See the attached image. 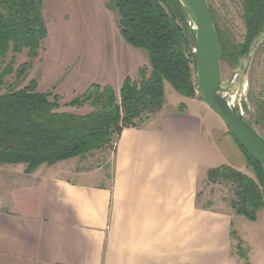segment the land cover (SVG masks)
<instances>
[{
  "label": "crops",
  "instance_id": "0c3cea01",
  "mask_svg": "<svg viewBox=\"0 0 264 264\" xmlns=\"http://www.w3.org/2000/svg\"><path fill=\"white\" fill-rule=\"evenodd\" d=\"M200 100L124 128L110 183L62 161L0 165V264H232L239 214L201 206L199 185L211 168L242 170L246 154Z\"/></svg>",
  "mask_w": 264,
  "mask_h": 264
},
{
  "label": "trees",
  "instance_id": "16d2710c",
  "mask_svg": "<svg viewBox=\"0 0 264 264\" xmlns=\"http://www.w3.org/2000/svg\"><path fill=\"white\" fill-rule=\"evenodd\" d=\"M114 4L121 35L127 43L148 53L151 71L144 66L139 69V80L125 77L120 96L110 84L92 83L65 104L91 107L79 114L60 111L61 96L53 91H39L36 79L21 88L4 91L5 79L14 68L4 66L0 59V165L24 164L25 172L31 173L43 163L54 164L111 147L124 128L144 123L163 108L165 82L185 96L197 95L194 41L179 0H114ZM241 4L247 39L237 47L209 7L222 61L238 63L264 26V0H241ZM47 34L43 0H0V53L29 50L26 67L17 70L19 78L26 75ZM253 101L254 123L264 129V93ZM244 109H248L246 103ZM240 147L248 165L254 168L255 179L226 164L209 169L207 174L210 179L220 176L233 183L232 207L238 214L256 220L259 210H264V166Z\"/></svg>",
  "mask_w": 264,
  "mask_h": 264
},
{
  "label": "rangeland",
  "instance_id": "374dc122",
  "mask_svg": "<svg viewBox=\"0 0 264 264\" xmlns=\"http://www.w3.org/2000/svg\"><path fill=\"white\" fill-rule=\"evenodd\" d=\"M208 4L218 25L227 32L233 46L244 44L247 39V29L243 20L241 0H208ZM43 15L48 34L39 49L38 56L32 59L30 68H27L25 76L19 78L17 70L30 60L27 48L19 53L11 49L5 54L0 53L3 65L14 68V72L5 79L4 91L9 87L21 88L32 79H36L39 91H53L61 96L60 111L83 114L90 111L91 107L88 105L74 107L65 104L82 94L92 83L110 84L120 96V87L125 77L130 76L133 80H139V69L144 66L148 67V72L151 71L148 53L127 43L121 35L114 0H43ZM237 64L222 61L224 80L231 76ZM164 89L165 102L170 107L176 106V101H184L191 97L177 92L169 82H165ZM263 93L264 43L257 48L244 82L234 96L235 104L252 122L256 114L253 98L262 97ZM196 94L195 98L200 99L198 91ZM200 101L203 103L202 114L206 118L225 125L217 113L202 99ZM244 103L248 106L247 110L244 109ZM256 127L264 134V129L258 124ZM114 150L115 143L107 149L62 160L59 165L70 167L75 164L76 170L98 169L103 172L100 182L110 183ZM220 163L221 161H218L217 165ZM239 171L256 178L254 168L248 163ZM65 172L69 173L68 170ZM68 175L79 180L89 178L93 181L98 180L95 175L91 177L74 173ZM234 197L235 185L220 176L210 179L206 174L200 179L198 201L201 206L238 214L230 203ZM231 263L264 264L263 209L259 210L256 220H250L240 214L234 218Z\"/></svg>",
  "mask_w": 264,
  "mask_h": 264
},
{
  "label": "water",
  "instance_id": "95a60500",
  "mask_svg": "<svg viewBox=\"0 0 264 264\" xmlns=\"http://www.w3.org/2000/svg\"><path fill=\"white\" fill-rule=\"evenodd\" d=\"M191 24L194 76L200 98L224 121L243 149L264 166V134L234 102L258 46L264 41V26L251 40L231 76L224 80L218 33L208 0H179ZM176 18V16H175Z\"/></svg>",
  "mask_w": 264,
  "mask_h": 264
},
{
  "label": "built area",
  "instance_id": "2783aa9c",
  "mask_svg": "<svg viewBox=\"0 0 264 264\" xmlns=\"http://www.w3.org/2000/svg\"><path fill=\"white\" fill-rule=\"evenodd\" d=\"M191 24V22L189 21V24L188 25H190Z\"/></svg>",
  "mask_w": 264,
  "mask_h": 264
},
{
  "label": "bare ground",
  "instance_id": "6f19581e",
  "mask_svg": "<svg viewBox=\"0 0 264 264\" xmlns=\"http://www.w3.org/2000/svg\"><path fill=\"white\" fill-rule=\"evenodd\" d=\"M239 92V91H238ZM238 99V98H237Z\"/></svg>",
  "mask_w": 264,
  "mask_h": 264
}]
</instances>
